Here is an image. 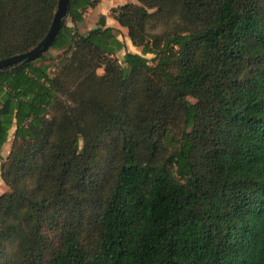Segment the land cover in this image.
<instances>
[{
    "label": "trees",
    "instance_id": "trees-1",
    "mask_svg": "<svg viewBox=\"0 0 264 264\" xmlns=\"http://www.w3.org/2000/svg\"><path fill=\"white\" fill-rule=\"evenodd\" d=\"M57 1L0 0V59L42 40ZM132 1L109 16L140 54L100 15L0 70V248L22 238L16 264H264V0Z\"/></svg>",
    "mask_w": 264,
    "mask_h": 264
},
{
    "label": "rangeland",
    "instance_id": "rangeland-1",
    "mask_svg": "<svg viewBox=\"0 0 264 264\" xmlns=\"http://www.w3.org/2000/svg\"><path fill=\"white\" fill-rule=\"evenodd\" d=\"M106 2L107 3L110 2L108 6L116 7L121 3H125L126 0H113V1L106 0ZM127 2H133V1L127 0ZM105 12L108 16L110 15V9H107ZM98 18H99L98 11L93 8L92 10H87L83 14V20L81 22L76 23L75 25H73L70 22V19L68 17H65L64 20H65V23L68 26H72V28L75 31H78L79 33L84 32L82 34H85L90 29L97 27ZM117 34H118V39L120 41H122L123 43H125V50L126 51H129L131 53L140 54V49L133 47L130 44V42L127 38V32L125 29L119 27L117 29ZM49 53L54 57H56V56L58 58L61 57V55L58 51L50 50ZM123 53H124V51L122 50L118 54L115 55V57L119 60V62H121V58H122ZM145 57L148 59L151 58L150 55H146ZM56 64H57V60L55 62V65L50 68L51 74H55L57 72V65ZM102 73H103L102 69L97 70L98 75H102ZM12 139H13V129L9 132L8 140L6 141V143L4 144V146L1 150V155H2V158H4V159L9 154V151L11 149ZM100 153L97 155V157H99V165H103L101 168H104L107 171V174L105 176L107 179L109 177V175H111V171H110L111 167H109L108 165H110V166L112 165V159L109 155L103 156ZM114 164L115 163H113V165ZM8 191H9L8 187L3 183V181L0 178V196L7 193ZM57 232H58V230L54 226V224L45 230V234L48 237V238H45L47 245H49V244L55 245L56 240H57ZM84 240L85 241L90 240V233H89L88 227H86V233L84 234ZM23 245H24V241L22 238H11L9 241H5L1 245V248H0V264H16L18 251L20 250V248Z\"/></svg>",
    "mask_w": 264,
    "mask_h": 264
},
{
    "label": "water",
    "instance_id": "water-1",
    "mask_svg": "<svg viewBox=\"0 0 264 264\" xmlns=\"http://www.w3.org/2000/svg\"><path fill=\"white\" fill-rule=\"evenodd\" d=\"M69 1L70 0H58L50 27L42 40L25 53L0 59V70L23 61L32 62L46 53L61 29L66 17Z\"/></svg>",
    "mask_w": 264,
    "mask_h": 264
},
{
    "label": "crops",
    "instance_id": "crops-1",
    "mask_svg": "<svg viewBox=\"0 0 264 264\" xmlns=\"http://www.w3.org/2000/svg\"><path fill=\"white\" fill-rule=\"evenodd\" d=\"M111 1H113V0H111ZM109 3L110 2L107 3L106 0H102L94 9L98 11L99 16L104 15L106 17V26L118 29L119 26L116 23V21L113 18H111L110 16H108L105 12L107 9H111L112 7H114V6H111V7L108 6ZM121 4H123V3H121ZM121 4H119V5H121ZM89 10H92V9H89ZM70 27H72V26H70ZM80 33H84V32H80Z\"/></svg>",
    "mask_w": 264,
    "mask_h": 264
}]
</instances>
